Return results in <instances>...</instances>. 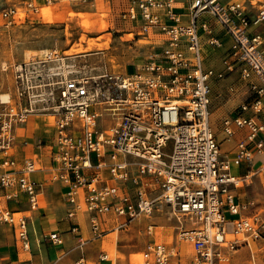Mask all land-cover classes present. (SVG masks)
<instances>
[{
    "label": "built area",
    "instance_id": "built-area-1",
    "mask_svg": "<svg viewBox=\"0 0 264 264\" xmlns=\"http://www.w3.org/2000/svg\"><path fill=\"white\" fill-rule=\"evenodd\" d=\"M174 4L181 12L173 11ZM126 5L121 18L140 22L142 32L158 28L163 36L156 56L132 72L86 74L55 49L10 66L14 93L0 96V225L13 229L19 248L30 249L29 214L3 201L25 199L29 210L44 208L42 184L33 176L40 168L15 155L22 126L38 114L53 120L44 119L52 129L49 169L67 186L69 220L85 212L98 237L108 220L127 223L126 218L168 208L177 234L191 243L190 264H219L251 240L264 243V219L236 193L250 178L231 173L210 124L213 85L235 73L253 99L224 118L223 130L233 135L234 126L246 128L247 137L256 138L255 150L263 152L264 2L254 9L223 0H126ZM14 13L8 8L2 15L11 22ZM212 23L229 38L221 68L205 64L202 53L204 44L224 46ZM238 147V158H247L243 143ZM258 172L264 174V162ZM71 231L79 233L77 222ZM47 237L62 243L58 232ZM170 256L171 249L152 240L137 264H167ZM105 257L102 252L100 259Z\"/></svg>",
    "mask_w": 264,
    "mask_h": 264
},
{
    "label": "rangeland",
    "instance_id": "rangeland-1",
    "mask_svg": "<svg viewBox=\"0 0 264 264\" xmlns=\"http://www.w3.org/2000/svg\"><path fill=\"white\" fill-rule=\"evenodd\" d=\"M223 1L251 3L252 5H248L251 9L264 2V0ZM123 3V0H45V2L40 0L37 4L35 0H0L1 98H4L5 94L8 96L14 93L9 72L12 64L36 56L43 57L54 49L59 51L60 55L72 57V62L75 63L78 70L93 76L103 72H132L134 64L144 63L143 60L149 59L153 48L160 43L162 34L158 33V28L155 27H150L148 32H142L135 22L131 20L122 21L117 13ZM8 8L16 9L11 22L9 17L6 18L2 15ZM101 24L105 26L102 27ZM88 44L95 46L76 52L81 45L86 46ZM224 55L223 53L221 58ZM217 60L220 61L219 58ZM218 61L212 59L206 64H215ZM51 64L53 63L51 62ZM221 67L223 64L219 65L218 68ZM245 94L235 73L226 74L223 79L218 80L213 85L210 124L220 147L224 143H230V149L227 151H222L221 148L225 157L236 145L232 138L236 133V128H232L233 135H228L223 130V120L229 114L237 111ZM45 118L47 123H53L52 117L38 114L30 115L27 122L22 126L21 132L23 131L25 134L27 126H30L31 131L32 127H35V119H38L40 123ZM34 143L32 141L28 146L30 148L29 158L34 160L36 166L40 163L48 166L49 162L46 158H42L39 163L35 161L38 150H36L37 147ZM262 160L263 156L257 154L256 161L261 162ZM56 176L55 171L46 173L47 181H44V185L50 186ZM238 193L241 197L248 196L252 204L250 212L256 213L255 215L264 219V175L261 181H254L252 185L238 189ZM43 204L49 208L48 212L65 215V207L60 192L50 193L49 202L46 203L43 200ZM157 210L151 215L140 214L131 220L126 218L127 223L124 222V218H118V220L111 219L102 224L101 229L104 231L93 240V251L85 263L101 264L97 261L96 254L99 251H104L113 264L118 261L122 264H137L141 262L143 252L148 244L155 240L163 241L162 243L169 250L171 249V256L167 264H190L193 254L191 243L183 240L177 234L175 229L177 222L168 208L159 207ZM79 216V219H84L86 213L82 211ZM120 222L124 223L120 224ZM148 224H152V226L149 227ZM8 227L10 226L8 225ZM106 235L108 236L106 237ZM90 237L92 234L84 230L83 238ZM106 238L108 240L105 242ZM185 244H188L191 249ZM28 251L22 255V258L31 257ZM176 252L179 253V257L176 256ZM251 252L254 253V264H264V243L256 240H251L249 247L243 245L231 251L219 264H250ZM17 262L19 259L13 261L12 264Z\"/></svg>",
    "mask_w": 264,
    "mask_h": 264
},
{
    "label": "crops",
    "instance_id": "crops-1",
    "mask_svg": "<svg viewBox=\"0 0 264 264\" xmlns=\"http://www.w3.org/2000/svg\"><path fill=\"white\" fill-rule=\"evenodd\" d=\"M39 1L40 0H35L37 4H39ZM42 1L45 2V0ZM123 2L124 3L123 5L120 6L117 15L118 17H120L122 21L130 20L127 17L121 18L122 17L121 15L123 14L125 7L127 6L126 0L125 1L123 0ZM173 11L181 12V10L178 8V4H174ZM212 29L213 32H215L218 36L222 37L224 46L212 47L208 44H204L202 48V53L204 56L205 64L209 63L210 60L212 61V59H216V61H218L217 59L219 58L220 61L217 62L218 64L217 63L209 64L218 68L219 65H221L222 54L224 53L225 48L229 45V38L222 31L219 30V26L216 25L215 23H212ZM158 33L162 34L161 32ZM162 40H163V36L157 47L153 48L151 54L149 55V58L150 57L154 58L156 56V53L161 50L162 48L161 46L163 44ZM134 65L135 66L133 70L139 64H134ZM252 99L253 97H250L249 94H245L241 103L245 101H251ZM263 102H264V97H263ZM246 115H249V113H247ZM261 118L264 117L261 115ZM34 123H35V127H32L33 129L31 131H30V126L26 127V132L24 134V137H22L21 139L22 143L18 142L16 145L15 155L19 160H23L24 158L29 157L28 154L30 153V148L28 146L32 141L35 142L34 143L35 147H37L36 150L39 151V152L36 151L37 153H36L35 161L39 163L42 161V158H46L48 159L49 162L48 166L41 165L42 163H40V165H38L40 170L33 173L34 178L42 184V193L44 196L43 200L44 202L46 201V203L49 202L50 193L55 191L57 193L60 192V194H62L63 203H64V192L67 190V186L62 185L57 179H54L50 186L44 185V181H47L46 180L47 177H45V175L50 171L49 168L51 167L49 146L51 140L50 134L52 132V129L50 127L44 126L45 124L44 119L40 123L38 119H35ZM235 128H236V133L234 136H232V138L235 141L236 145L227 153L226 157L230 161V166L232 162H236V166H233L232 169L230 167V171L232 174L239 177L249 176L250 182L248 184H244L243 186H241V187H246L252 185L254 181L255 182L261 181L262 176L264 175L263 173L258 172V169L261 167V165L264 162V150L262 153L255 150L254 144L256 142V138L255 139L248 138L247 137L248 130L246 128H237V127ZM38 130L40 131L38 132ZM38 142H40V144ZM239 143H243L244 148L249 151V155L247 156V158L246 157L238 158ZM222 145H221L222 151H227L228 149H230V143H224ZM257 154L263 156V160L261 162L256 161ZM241 187L236 189V193L240 196V198L251 201V199L248 198V196L241 197V195L238 193V189H240ZM3 204L8 206L11 210H15V211L21 210L29 214L27 221V228H28V234L30 240V249L28 252L31 257L22 258V255H25L26 251H23L15 244L13 229L11 227H8V225H0V263L12 264L13 261L19 259V261L20 260L29 261L32 264H86L85 260L88 259V257L90 256L89 254L91 253V251H93L92 250L93 240L96 239V237L90 231L87 214H86V218L84 219L83 218L79 219L80 217L79 214H82L81 212L78 213L73 218V220H69L66 217V208H65V215H63V214H56L55 212H48L49 208L46 205H44L43 209L29 210L28 203L25 199H22L19 202L4 200ZM64 207H65V203H64ZM73 222H77V224L79 225V233H75L71 231V226ZM84 230H87L89 234L91 233L92 237L84 239L83 238ZM50 232H58L62 240V243L55 244L50 242L47 237V235ZM108 235H106V237ZM80 238H82L84 242H81ZM107 240L108 238L105 239V242ZM102 252L104 251H99L96 254L97 261L100 262L101 264H113V262L109 261L107 255L105 258L100 259V255L102 254ZM81 259L82 262L80 261ZM116 264H122V263L118 261Z\"/></svg>",
    "mask_w": 264,
    "mask_h": 264
},
{
    "label": "bare ground",
    "instance_id": "bare-ground-1",
    "mask_svg": "<svg viewBox=\"0 0 264 264\" xmlns=\"http://www.w3.org/2000/svg\"><path fill=\"white\" fill-rule=\"evenodd\" d=\"M44 10H45V9H44ZM13 16H14V14H13ZM3 17H4V16H3ZM71 18H73V17H71ZM101 25H102V27L105 26L104 24H101ZM87 26H88V25H87ZM88 43H89V42H88ZM79 44H80V43H79ZM86 44H87V43H86ZM93 45H94V44H88V45H86V46H82V45H81L79 48H77L76 52H79V51H82V50L90 49V48L93 47ZM104 45H108V44H104ZM94 46H95V45H94ZM101 46H102V45H101ZM101 46H100V47H101ZM73 47H74V46H73ZM105 47H106V46H105ZM97 48H99V47H97ZM73 51H74V50H73ZM4 96H5L4 99H7V98H8V96H7L6 94H5ZM233 166H236V162H232V163H231V166H230L231 169H232ZM81 212H82V211H81ZM81 212H80V213H81ZM148 226L151 227L150 224H149ZM190 248H191V247H190ZM141 260H142V259H141Z\"/></svg>",
    "mask_w": 264,
    "mask_h": 264
}]
</instances>
